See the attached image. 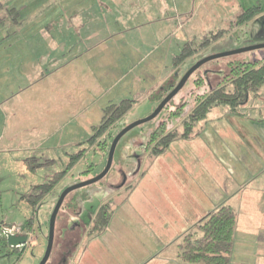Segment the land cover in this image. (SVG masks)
<instances>
[{"label": "rangeland", "instance_id": "1", "mask_svg": "<svg viewBox=\"0 0 264 264\" xmlns=\"http://www.w3.org/2000/svg\"><path fill=\"white\" fill-rule=\"evenodd\" d=\"M85 1L0 0L3 5L0 9V226L2 230L20 227L31 219L33 230V241L22 254L0 248V264L40 263L47 247L49 220L59 197L73 185L102 173L113 140L125 127L155 111L160 102L153 94L168 80L173 78L177 84L185 73L208 57L264 44L263 13L174 69L173 59L187 43L196 48L205 35L227 28L242 10L253 5L264 7V0H165L168 7L165 14L159 9L158 0H135L134 8L125 4L126 8L119 6L116 12L93 14L91 21L87 19L88 26L81 30L73 26L75 14L70 9L80 8ZM173 5L180 9V14L174 13ZM95 34L98 37L87 39ZM39 56H44L40 63ZM21 60L18 71L15 66ZM261 60H264V48L203 64L156 118L126 133L115 148L107 175L64 199L47 264L55 257L65 224L68 228L74 225L80 228L91 220L97 204L106 195L111 198L107 189H116L128 179L132 184L139 170L154 158L148 150L151 135L174 128L181 130V121L190 114L197 97L211 92L222 82L233 62ZM36 63L42 72L33 78ZM53 88L59 93L64 91L70 101L78 100L84 108L83 118L67 124V111L63 116L59 112L54 114L47 105L46 109L34 107L41 91ZM259 93V97H250L248 104L238 109L244 115L230 113V117L264 116V86ZM59 97V104L55 105L62 107L64 96L60 93ZM123 100L134 104L101 138L106 150L99 147V139L89 146L87 140L99 126L103 111ZM218 113L227 125L224 106L217 110L214 107L207 119L217 118ZM228 129L232 131L230 126ZM78 151H82L81 160L34 208L22 198L36 195L38 190L34 187L64 170ZM31 158L36 160L31 166H41L30 170L24 162ZM122 165L128 166L127 176L120 171ZM70 199L77 203L75 214L68 204Z\"/></svg>", "mask_w": 264, "mask_h": 264}, {"label": "crops", "instance_id": "2", "mask_svg": "<svg viewBox=\"0 0 264 264\" xmlns=\"http://www.w3.org/2000/svg\"><path fill=\"white\" fill-rule=\"evenodd\" d=\"M133 3L135 0H86L80 8L70 9L75 14L73 26L83 30L93 14L116 12L119 6L126 8L125 4L134 8ZM158 3L165 14V0ZM171 9L180 14L175 5ZM94 37L98 36L87 39ZM39 57L40 63L44 56ZM22 61L16 70L21 69ZM41 72L39 64H33V78ZM259 92L253 97H259ZM60 93L64 108L55 105L59 104ZM60 93L56 88L41 91L34 107L46 109L47 105L54 114L63 116L67 111L69 122L63 118L67 124L83 118L84 108L78 100L70 101L64 91ZM224 108L227 125L219 113L215 119L206 117L196 127L197 133L174 140L162 154L146 162L132 184L128 179L116 189H107L111 198L106 195L91 217L102 203L109 202V221L101 232L81 237L70 264H186L179 256L183 236L206 214L222 206L231 207L236 214L228 264H264V116L231 118L230 113L244 114L239 108ZM126 168L120 167L125 176Z\"/></svg>", "mask_w": 264, "mask_h": 264}, {"label": "trees", "instance_id": "3", "mask_svg": "<svg viewBox=\"0 0 264 264\" xmlns=\"http://www.w3.org/2000/svg\"><path fill=\"white\" fill-rule=\"evenodd\" d=\"M2 8L3 5L0 3V9ZM263 12L264 8L259 6L247 8L229 22L227 28L205 35L203 41L196 48H193L191 43H187L182 52L173 59L174 69L178 68L191 56L203 51L206 47L224 38L232 31L247 25ZM232 64L230 72L224 77L222 82H219L211 92L197 97L194 108L181 121V130L174 128L167 133H154V135L156 134L155 136L151 135L148 147L151 157L162 154L174 140L179 138L187 139L197 133L195 128L207 117L212 108L226 106L232 111H236L248 102L250 96L258 94L260 88L264 86V60L250 63L238 61ZM172 79L168 80L165 85H162L153 94L158 102H161L175 87L176 81L173 82ZM133 104L134 102L132 101L123 100L117 105L106 107L99 126L94 128V133L87 140V144L91 146L99 139V147L102 150H106V143L101 138L125 116ZM82 156V151L72 155L64 170L48 178L43 184L34 187V189L38 190L36 195L22 196V198L34 208L37 203L50 194L64 176L81 160ZM35 162L36 160L31 158L24 163L30 170H33L41 166V164H37L34 167L30 165ZM48 162L51 161L46 163ZM68 204L72 207L73 212L78 208L74 199H70ZM109 218L110 203H102L93 217L90 233L93 235L101 232L106 227ZM235 224L236 214L229 206H222L206 214L192 231L183 236L179 245L180 259L186 264H228ZM20 228L24 232L30 233L32 231V220L25 221ZM5 238L0 226V244L5 242ZM1 256L2 254H0Z\"/></svg>", "mask_w": 264, "mask_h": 264}, {"label": "water", "instance_id": "4", "mask_svg": "<svg viewBox=\"0 0 264 264\" xmlns=\"http://www.w3.org/2000/svg\"><path fill=\"white\" fill-rule=\"evenodd\" d=\"M264 48V44L261 45H256V46H251V47H247V48H243V49H239V50H235V51H231V52H227V53H223V54H219V55H215L212 57H208L204 60H202L201 62L197 63L194 67H192L187 73H185V75L181 78V80L176 84V86L163 98V100L159 103L158 107L155 109V111L146 119L135 122L127 127H125L118 135L117 137L113 140L109 153H108V157H107V162H106V166L104 168V170L102 171L101 174H99L97 177L90 179L88 181L73 185L72 187L66 189L62 195L59 197V200L51 214L50 220H49V231H48V239H47V247H46V251L45 254L42 258V260L40 261L39 264H46L49 256L51 254L52 251V246H53V239H54V230H55V221H56V217L58 215V212L63 204L64 199L66 198V196L75 191L78 190L80 188L92 185L94 183L99 182L100 180H102L107 173L109 172L111 165H112V160H113V155H114V151L115 148L119 142V140L126 134L128 133L130 130H132L133 128L144 124L146 122H149L151 120H153L154 118H156L159 113L167 106V104L182 90V88L184 87V85L186 84V82L188 81V79L190 78V76L198 69L200 68L203 64L211 61V60H215L218 58H223V57H227V56H233V55H237V54H241V53H245V52H249V51H254V50H258V49H262ZM28 241V236L27 235H7L5 238V243L7 245V247L14 249L20 246H24L27 244Z\"/></svg>", "mask_w": 264, "mask_h": 264}, {"label": "flooded vegetation", "instance_id": "5", "mask_svg": "<svg viewBox=\"0 0 264 264\" xmlns=\"http://www.w3.org/2000/svg\"><path fill=\"white\" fill-rule=\"evenodd\" d=\"M99 207L97 208V210L99 209ZM97 210H96V212H97ZM96 212L91 217V220L82 224V226L80 228L77 227V225H74L71 228H68L67 224H65V226H63L62 235L59 239L58 245L56 247L55 257L52 260L51 264H70L71 263L70 261L74 256V250H76V248L78 247V244L81 240V237L92 236V234L90 233V227L92 226V220H93V217L95 216ZM73 213L75 214L77 212L74 211ZM56 219H57V217H56ZM55 225H56V221H55ZM32 232H33V230L30 233H26L21 229V235H27L28 236V241H27L26 245L11 249V248L7 247L5 242H2L0 244V248L3 247V248H6L8 250V252H16V253L19 252V254L20 253L22 254L24 252V250H26L27 246H30L31 242L33 241ZM54 235H55V230H54ZM47 239H48V236H47ZM53 244H54V239H53ZM52 250H53V246H52ZM51 254H52V251H51ZM51 254L49 256V259L51 257Z\"/></svg>", "mask_w": 264, "mask_h": 264}, {"label": "built area", "instance_id": "6", "mask_svg": "<svg viewBox=\"0 0 264 264\" xmlns=\"http://www.w3.org/2000/svg\"><path fill=\"white\" fill-rule=\"evenodd\" d=\"M2 234L6 237L7 235H21V228L20 227H5L2 230Z\"/></svg>", "mask_w": 264, "mask_h": 264}]
</instances>
